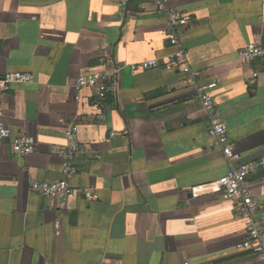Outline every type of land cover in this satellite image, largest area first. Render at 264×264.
<instances>
[{"label": "crops", "instance_id": "1", "mask_svg": "<svg viewBox=\"0 0 264 264\" xmlns=\"http://www.w3.org/2000/svg\"><path fill=\"white\" fill-rule=\"evenodd\" d=\"M169 4L192 18L182 41L200 80L217 82L242 161L263 157L264 56L243 62L239 52L251 42L264 50V0ZM167 29L150 0H0V76L33 75L6 93L3 119L37 146L23 156L0 142V264H260L238 248L246 220L236 203L192 195L228 170L196 88L164 64L129 66L171 54ZM118 64L112 108L98 120L92 91L78 93L76 80ZM72 121L90 152L77 161L72 196L44 197L32 183L64 177L57 151ZM250 180L264 202V171Z\"/></svg>", "mask_w": 264, "mask_h": 264}, {"label": "built area", "instance_id": "2", "mask_svg": "<svg viewBox=\"0 0 264 264\" xmlns=\"http://www.w3.org/2000/svg\"><path fill=\"white\" fill-rule=\"evenodd\" d=\"M150 1L154 5L156 13L167 19L168 39L173 47V52L163 60H142L133 62L129 66L133 71H139L157 68L164 64L167 70L184 74V85L196 88L198 99L208 118V132L224 154L228 170L218 179L192 188V195L219 194L232 199L236 203L239 214L246 220V236L238 244V248L250 251L260 264H264V218L259 217V213L264 210V202L253 193L250 180L252 175L264 171V156L250 161H242L241 155L230 139L227 125L218 113L217 102L213 95L217 82H202L198 73L193 69L188 51L181 38V29L189 24L192 20L191 16L172 8L169 0ZM125 9L127 10V4H124ZM262 56H264V50L254 42L248 43L239 52V58L243 62H251ZM124 66L126 65L118 64L98 68L90 73L81 74L76 80L75 88L78 93L85 89L92 91L93 107L96 109L98 120H104L107 111L112 108V104L108 102V94ZM255 76L256 74L253 77ZM32 81L33 75L25 71L8 72L0 76V142L10 140L13 151L23 156L36 151V142L34 138L24 133L12 135V130L3 119L4 98L13 86ZM76 98L79 100L80 95L78 94ZM66 135L68 144L59 147L57 151L64 160L62 166L64 177L53 181H35L31 186L32 190L47 198L66 200L74 194L75 189L71 180L79 170L77 161L90 152V148L80 139L79 126L76 121L68 124ZM96 157L98 158L99 155L96 154ZM84 195L88 200L95 199L94 194L90 191L85 192Z\"/></svg>", "mask_w": 264, "mask_h": 264}]
</instances>
